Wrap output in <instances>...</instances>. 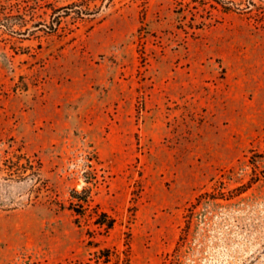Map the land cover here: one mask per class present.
Here are the masks:
<instances>
[{
    "label": "rangeland",
    "instance_id": "rangeland-1",
    "mask_svg": "<svg viewBox=\"0 0 264 264\" xmlns=\"http://www.w3.org/2000/svg\"><path fill=\"white\" fill-rule=\"evenodd\" d=\"M0 264H264V0H0Z\"/></svg>",
    "mask_w": 264,
    "mask_h": 264
},
{
    "label": "trees",
    "instance_id": "trees-1",
    "mask_svg": "<svg viewBox=\"0 0 264 264\" xmlns=\"http://www.w3.org/2000/svg\"><path fill=\"white\" fill-rule=\"evenodd\" d=\"M63 15L67 16L69 13H64ZM85 193V192H84ZM70 198L72 201H75V203L70 202L69 209L72 210V212L77 216H82L84 214V210L89 205V195L85 193V195H81L77 193L76 190H72L70 194ZM77 205V207H75ZM107 215L104 212H100L99 218L97 220V225L104 226L106 229H111L113 226V220L109 219L107 222H105L103 219H105Z\"/></svg>",
    "mask_w": 264,
    "mask_h": 264
}]
</instances>
